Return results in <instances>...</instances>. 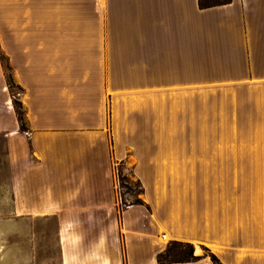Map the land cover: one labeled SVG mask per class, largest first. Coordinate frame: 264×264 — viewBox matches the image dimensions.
<instances>
[{
  "label": "crops",
  "instance_id": "crops-1",
  "mask_svg": "<svg viewBox=\"0 0 264 264\" xmlns=\"http://www.w3.org/2000/svg\"><path fill=\"white\" fill-rule=\"evenodd\" d=\"M0 48V219L59 264H264V0H0Z\"/></svg>",
  "mask_w": 264,
  "mask_h": 264
},
{
  "label": "rangeland",
  "instance_id": "rangeland-1",
  "mask_svg": "<svg viewBox=\"0 0 264 264\" xmlns=\"http://www.w3.org/2000/svg\"><path fill=\"white\" fill-rule=\"evenodd\" d=\"M17 97L19 90L14 88ZM250 133L252 138H260L263 133ZM247 135V133H245ZM117 198L120 207L124 208L139 200L140 187L127 171L121 167L116 169ZM126 177L125 182L121 179ZM162 241V240H161ZM191 246L181 242H172L167 245L163 259L167 261H181L190 258ZM204 253L206 251L201 249ZM0 264H59L57 246L55 241V222L53 219L45 220L36 228L30 222H15L13 225L0 219Z\"/></svg>",
  "mask_w": 264,
  "mask_h": 264
},
{
  "label": "trees",
  "instance_id": "trees-1",
  "mask_svg": "<svg viewBox=\"0 0 264 264\" xmlns=\"http://www.w3.org/2000/svg\"><path fill=\"white\" fill-rule=\"evenodd\" d=\"M230 0H198V4L200 6V8H207V7H212V6H216V5H220V4H226L228 3ZM0 62L2 63L4 69H5V78L7 81V85H8V89L9 92L11 93V95L13 96V105L15 108V112H16V116H17V120L20 126V129L22 131L26 130V118H25V113L22 107L21 102L18 100V98L15 96V94L13 93V89L16 88L19 90V93H21V87L15 83L13 76L10 72V68L8 65V60H7V56L3 53L2 49L0 48ZM123 182H125V187H127L126 184V177L122 176L121 179ZM140 187V186H139ZM141 190V189H140ZM136 202H138V200H136ZM192 253V250H191ZM190 253V259H195L194 256H192V254ZM163 257V253H160L157 257V260L159 262H169L165 259L162 258Z\"/></svg>",
  "mask_w": 264,
  "mask_h": 264
},
{
  "label": "built area",
  "instance_id": "built-area-1",
  "mask_svg": "<svg viewBox=\"0 0 264 264\" xmlns=\"http://www.w3.org/2000/svg\"><path fill=\"white\" fill-rule=\"evenodd\" d=\"M118 186H119V184H118V182H116V187L118 188Z\"/></svg>",
  "mask_w": 264,
  "mask_h": 264
},
{
  "label": "bare ground",
  "instance_id": "bare-ground-1",
  "mask_svg": "<svg viewBox=\"0 0 264 264\" xmlns=\"http://www.w3.org/2000/svg\"><path fill=\"white\" fill-rule=\"evenodd\" d=\"M163 239V241H166V238H162Z\"/></svg>",
  "mask_w": 264,
  "mask_h": 264
}]
</instances>
